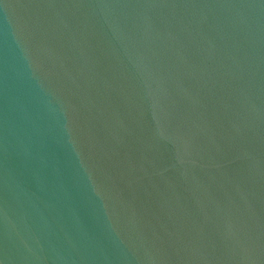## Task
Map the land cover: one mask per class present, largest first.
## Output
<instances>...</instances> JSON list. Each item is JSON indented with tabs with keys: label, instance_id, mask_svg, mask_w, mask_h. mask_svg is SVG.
I'll return each mask as SVG.
<instances>
[{
	"label": "water",
	"instance_id": "water-1",
	"mask_svg": "<svg viewBox=\"0 0 264 264\" xmlns=\"http://www.w3.org/2000/svg\"><path fill=\"white\" fill-rule=\"evenodd\" d=\"M0 264H264V0H0Z\"/></svg>",
	"mask_w": 264,
	"mask_h": 264
}]
</instances>
